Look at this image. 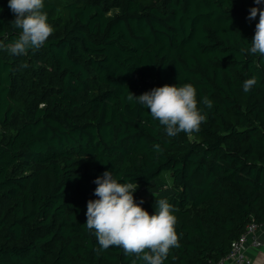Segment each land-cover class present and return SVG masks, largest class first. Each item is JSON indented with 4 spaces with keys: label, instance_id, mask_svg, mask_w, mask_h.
<instances>
[{
    "label": "trees",
    "instance_id": "16d2710c",
    "mask_svg": "<svg viewBox=\"0 0 264 264\" xmlns=\"http://www.w3.org/2000/svg\"><path fill=\"white\" fill-rule=\"evenodd\" d=\"M44 5L54 28L46 44L26 56L0 49V264H143L115 246L101 251L86 228L105 171L137 183L133 195L150 214L158 199L174 206L180 246L164 264H216L249 222L264 224V57L240 53L259 19L249 10L264 3ZM14 19L0 0L5 44L19 34ZM185 83L213 102L199 104L207 119L192 136H167L127 100Z\"/></svg>",
    "mask_w": 264,
    "mask_h": 264
},
{
    "label": "clouds",
    "instance_id": "9594fccd",
    "mask_svg": "<svg viewBox=\"0 0 264 264\" xmlns=\"http://www.w3.org/2000/svg\"><path fill=\"white\" fill-rule=\"evenodd\" d=\"M254 3L260 5L264 0H254ZM44 6V0H8V8L15 16L12 24L19 34L8 44L0 40V49L12 55L26 56L30 50L43 47L54 33ZM249 13L248 20L255 19L257 15L259 19L250 47H241L240 53L264 57V10L252 7ZM21 67L26 68L27 64ZM257 83L255 75L246 79L243 92H250ZM127 100L146 107L152 119L163 126L169 137L198 133L207 119L199 104L202 102L208 109L213 107L207 96L198 101L197 90L191 83L181 86L165 84L139 96L129 92ZM153 148L158 153L163 151L159 144H154ZM94 183L97 185L94 196L98 198L87 202L85 225L87 230L94 231L100 250L115 246L123 249L125 255L143 261V264H164L170 250L180 246L174 206L167 199H158L155 213L150 214L142 207L143 199L138 203L133 195L138 184L121 183L114 178L112 171H105ZM132 264H136V260Z\"/></svg>",
    "mask_w": 264,
    "mask_h": 264
},
{
    "label": "built area",
    "instance_id": "2783aa9c",
    "mask_svg": "<svg viewBox=\"0 0 264 264\" xmlns=\"http://www.w3.org/2000/svg\"><path fill=\"white\" fill-rule=\"evenodd\" d=\"M258 227L259 225L256 222H249L244 231L232 240L229 252L219 259L216 264H245L247 262L245 250L248 247V241L250 246H259L261 244L257 237Z\"/></svg>",
    "mask_w": 264,
    "mask_h": 264
},
{
    "label": "crops",
    "instance_id": "0c3cea01",
    "mask_svg": "<svg viewBox=\"0 0 264 264\" xmlns=\"http://www.w3.org/2000/svg\"><path fill=\"white\" fill-rule=\"evenodd\" d=\"M257 237L261 241L259 246H250L248 241V247L245 250V255L247 257V262L245 264H264V224L258 227Z\"/></svg>",
    "mask_w": 264,
    "mask_h": 264
},
{
    "label": "rangeland",
    "instance_id": "374dc122",
    "mask_svg": "<svg viewBox=\"0 0 264 264\" xmlns=\"http://www.w3.org/2000/svg\"><path fill=\"white\" fill-rule=\"evenodd\" d=\"M150 192H153V190L151 191H149V190H147V191H145L144 193H145V195H148Z\"/></svg>",
    "mask_w": 264,
    "mask_h": 264
}]
</instances>
